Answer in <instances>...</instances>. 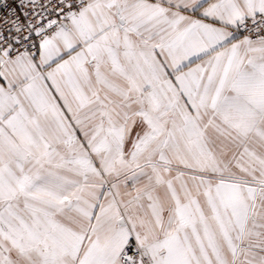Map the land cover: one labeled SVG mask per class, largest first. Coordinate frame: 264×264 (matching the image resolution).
I'll return each mask as SVG.
<instances>
[{
  "label": "snow or ice",
  "instance_id": "1",
  "mask_svg": "<svg viewBox=\"0 0 264 264\" xmlns=\"http://www.w3.org/2000/svg\"><path fill=\"white\" fill-rule=\"evenodd\" d=\"M0 264H264V0H0Z\"/></svg>",
  "mask_w": 264,
  "mask_h": 264
}]
</instances>
